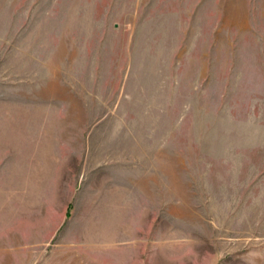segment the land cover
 Listing matches in <instances>:
<instances>
[{"label":"rangeland","instance_id":"obj_1","mask_svg":"<svg viewBox=\"0 0 264 264\" xmlns=\"http://www.w3.org/2000/svg\"><path fill=\"white\" fill-rule=\"evenodd\" d=\"M0 264H264V0H0Z\"/></svg>","mask_w":264,"mask_h":264}]
</instances>
